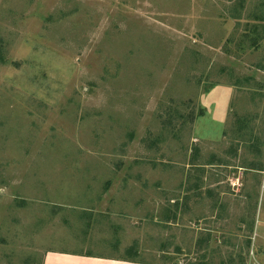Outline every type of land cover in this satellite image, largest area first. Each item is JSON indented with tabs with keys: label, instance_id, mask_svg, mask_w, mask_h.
Segmentation results:
<instances>
[{
	"label": "rangeland",
	"instance_id": "374dc122",
	"mask_svg": "<svg viewBox=\"0 0 264 264\" xmlns=\"http://www.w3.org/2000/svg\"><path fill=\"white\" fill-rule=\"evenodd\" d=\"M234 2L0 0V264H35L72 236L107 239L98 252L115 257L137 241L140 261L170 264H220L242 244L235 144L264 138V74L233 43ZM162 207L177 219L163 224Z\"/></svg>",
	"mask_w": 264,
	"mask_h": 264
},
{
	"label": "crops",
	"instance_id": "0c3cea01",
	"mask_svg": "<svg viewBox=\"0 0 264 264\" xmlns=\"http://www.w3.org/2000/svg\"><path fill=\"white\" fill-rule=\"evenodd\" d=\"M234 1L228 0L230 4ZM235 2L234 6H227V13L230 11L232 14L226 18L233 43L242 53L252 52L251 55L255 56L254 60L260 61L253 66L258 72L264 74V7L263 5L247 7L248 4H244L245 1L242 3L241 0H238L237 4ZM102 240H105L104 243L108 241L107 239ZM102 240L94 239L93 235L75 236L74 238L72 236L68 241L54 240L53 246L56 247L45 250L40 262L36 261L35 264H170L132 260L129 257H115L99 253L98 250L104 244ZM113 245L118 248L116 242ZM134 245L137 246V241H134Z\"/></svg>",
	"mask_w": 264,
	"mask_h": 264
},
{
	"label": "trees",
	"instance_id": "16d2710c",
	"mask_svg": "<svg viewBox=\"0 0 264 264\" xmlns=\"http://www.w3.org/2000/svg\"><path fill=\"white\" fill-rule=\"evenodd\" d=\"M198 115H202V112L200 111ZM185 118H186L185 123L186 125H188L189 124L188 122H191V121L193 122V120L195 119V115L191 113L189 115H186ZM238 140L239 141H236L237 143L235 144L236 152L239 147V142H245V145H247L246 146L247 151L245 155H243V158H241L240 165L234 164L236 168H243L245 176H243L242 184H244L245 186H248L247 188H245V194H244L247 200L246 205H244V208H245L244 211L246 212V214H243V216L239 218L238 222L240 225L236 228V231H235L236 236H241L243 240H242V244H238L236 242H233V240L231 239L232 241L230 242V245L232 248L230 250H227V249L225 250L223 259L220 261V264H246L247 262L248 251L251 246V234L253 233L254 226H255V214H256L258 197H259V194L256 193L255 190H258L260 186V182H261L260 176L264 170V138H262L260 135H254V136L251 135L248 138V140H244L243 137H240ZM220 162L222 161L220 160ZM204 164H213V162L212 163L208 162ZM217 164H224V163L217 162ZM201 187L203 188V186L199 185V182H195L189 186V190L197 191V190H200ZM174 206H175V212H177L178 203ZM185 206L187 205L185 204ZM162 209H163V212L161 214L162 215L161 221L163 224H165L169 218H171L174 221L177 219V214L172 213L173 210H170V209L167 210V207H162ZM209 241H215V239L212 237L210 233H206L205 236L201 234L196 239V247L199 250H205L206 247L207 249L208 248L212 249V247L209 245ZM226 241H224V243ZM165 244H167V242L162 243L161 245L162 247L161 249H159L160 252H163V251L167 252V250L164 249ZM175 248H176L175 251L177 253L180 252L179 246H175ZM126 253H127V256L132 260L140 259L139 249L135 245L128 247L126 250ZM204 257H205L204 254L201 255V259H204ZM174 264H177V263H174ZM189 264H207V263L201 260L197 263L193 262Z\"/></svg>",
	"mask_w": 264,
	"mask_h": 264
},
{
	"label": "built area",
	"instance_id": "2783aa9c",
	"mask_svg": "<svg viewBox=\"0 0 264 264\" xmlns=\"http://www.w3.org/2000/svg\"><path fill=\"white\" fill-rule=\"evenodd\" d=\"M264 187V185L262 186ZM254 240V238H253ZM264 252V250L262 251ZM248 264H264V263H261L257 257H256V253H255V246L253 244V242L251 243V246L249 248V251H248Z\"/></svg>",
	"mask_w": 264,
	"mask_h": 264
}]
</instances>
